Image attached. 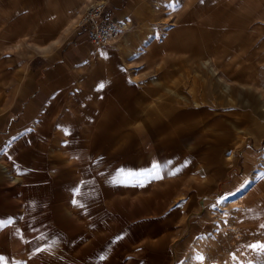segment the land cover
<instances>
[{
  "label": "rangeland",
  "instance_id": "1",
  "mask_svg": "<svg viewBox=\"0 0 264 264\" xmlns=\"http://www.w3.org/2000/svg\"><path fill=\"white\" fill-rule=\"evenodd\" d=\"M151 6L148 19L129 23L121 40L102 50L74 45L87 39L77 28L84 6L71 18L0 19V36L11 43L16 28L27 32L41 21V45L59 42L33 55L51 64L74 55L93 60L88 74L66 64L71 75L97 77L98 63L110 65L103 89L97 82L92 99L85 94L87 105L72 102L81 82L60 93L52 126L78 127L69 138V162L63 148L51 149L57 129L45 132L42 154L60 156L47 164L60 171V181L53 195L43 186L41 198L57 195L59 219L50 225L55 212H33L39 217L27 227V264H264V251L249 247L264 245V0H154ZM212 8L219 9L214 20ZM244 14L252 17L255 38L242 29ZM191 36L219 46L213 65L209 51L199 64L195 47H185ZM10 47L0 59L14 57ZM51 110L50 116L56 105ZM68 167L74 169L67 179ZM68 200L73 219H66ZM259 225L260 233L247 232ZM37 246L42 251L34 254ZM194 248L203 259L189 256Z\"/></svg>",
  "mask_w": 264,
  "mask_h": 264
},
{
  "label": "crops",
  "instance_id": "2",
  "mask_svg": "<svg viewBox=\"0 0 264 264\" xmlns=\"http://www.w3.org/2000/svg\"><path fill=\"white\" fill-rule=\"evenodd\" d=\"M31 1L34 4H31ZM88 1L91 0H0V3H8L3 4L5 6L0 9V19L33 18L34 20H41L43 18H71L74 15L76 17V13L82 6H84L82 7L83 11ZM98 1H104L107 4L103 18L104 23L120 21L126 23L127 26L129 23H140L143 22L144 18L148 19L151 5L154 2V0H93V2ZM250 6L252 8L251 2H249V8ZM218 12L219 9L212 8L209 14L210 20H214L215 16L219 15ZM79 16L80 14H78L77 19ZM251 18L249 14L242 16L243 24H246L242 29H247L248 37L252 39V36L255 38L256 34L248 25ZM245 19H248V22ZM36 24L37 21H35L34 29L28 28L27 32L24 29L16 28L13 32L15 37L12 43L9 40L3 41L4 37L0 36V50H4L5 46L11 45L10 49L16 52L13 58L0 59V93H2L3 98V100L0 99V256L4 258L3 261H0V264H19V262L26 261L27 227L33 225L30 220L39 217L37 213L33 212L52 210L55 212V217L51 220H54L55 223L52 222L50 225L58 224L59 217L56 213L59 210L57 195L53 201V197L43 200L41 194L43 186L51 189L49 190L50 195H53L52 189L57 193L60 171L58 169L53 170V166L47 164L59 163L60 156L57 154H42V146H44L42 142L48 136V134H45L47 130L52 132L57 129L56 135L50 133L51 149L55 150L61 147L64 149L63 156H67L68 151L74 147V143L69 138L78 127L74 123H68L69 125L57 123L55 127L52 126V118L59 108L60 93L64 91L67 83L81 82L82 89L77 92L78 97L72 102L76 103V100L80 98L79 101L87 105L89 101L86 103L84 98L89 96L90 92L92 99L94 87L97 85L103 86L107 82L106 77L110 72L108 70L110 65L106 62H100L97 65L99 67L97 77L91 75L80 77V75L67 73L65 65L68 64L67 67L74 66V68L82 69L85 74H88L91 64H93L90 57L87 60H82L73 54L74 57L67 59L65 64L60 63V61L51 64V61L49 62L47 58L33 55V50L47 52L59 42L53 40L49 44L41 45L42 23L39 21L38 25ZM204 28H209V26ZM7 31L5 28L2 34H6ZM27 36H30V38H27ZM80 39L83 42H77L74 45L79 50H88L89 44L91 45L90 41L84 36H81ZM191 40L193 42L189 39L181 42L185 44L188 50L195 47V52L199 54L198 62L202 60L203 51H209L207 57L213 59L211 61V65H213L220 53L219 46L215 43H213L214 45L210 42L204 43L202 39H196V36H191ZM181 42L175 41V43ZM167 52L163 50V54ZM253 55L247 56L249 61H253ZM6 60H10L11 64H4L8 62ZM75 62L78 64L75 65ZM259 63L261 64V62ZM205 64L210 63L206 62ZM250 67L249 64L248 68ZM211 70L216 76V72L212 68ZM87 81L89 82L86 86L84 83ZM95 83L97 85H93ZM55 105L56 110L50 116L49 111H52L51 107ZM29 129L32 131L29 132ZM62 135L66 138H61ZM59 138L61 139L59 140ZM137 145L138 143H135L136 149ZM29 147L31 148L28 149ZM68 157L63 159L69 162L71 158ZM73 169L68 167L66 172L63 171L67 175V179L70 178L69 175L73 176ZM53 174L56 176H53ZM65 175H61L62 178ZM81 188L84 192L87 185L85 184ZM79 198L84 204V198ZM73 200H76V197L73 196L71 201ZM65 206L66 219H73L75 212L70 207L69 200ZM40 219L39 221H43V217L40 216ZM17 260H19L18 263H16Z\"/></svg>",
  "mask_w": 264,
  "mask_h": 264
},
{
  "label": "built area",
  "instance_id": "3",
  "mask_svg": "<svg viewBox=\"0 0 264 264\" xmlns=\"http://www.w3.org/2000/svg\"><path fill=\"white\" fill-rule=\"evenodd\" d=\"M106 2H89L77 20V28L86 31V37L98 50L105 49L120 41L127 28L123 22L104 23Z\"/></svg>",
  "mask_w": 264,
  "mask_h": 264
},
{
  "label": "snow or ice",
  "instance_id": "4",
  "mask_svg": "<svg viewBox=\"0 0 264 264\" xmlns=\"http://www.w3.org/2000/svg\"><path fill=\"white\" fill-rule=\"evenodd\" d=\"M201 2H203V0H201ZM101 84H102V83H101ZM103 85H104V84H103ZM104 86H105V85H104ZM99 87H100V85H99ZM100 89L102 90L103 88L100 87ZM28 131L31 132L32 130L29 129ZM66 134H67V133H66ZM152 167H153V168H156V167H158V166L155 165V164H153ZM177 171H179V169H177ZM241 190H242V189H241ZM74 192H76V193L78 194L79 190H78V189H74ZM232 195H234V193H233V194H228L227 196H225V197H224V203H227V201H228L229 199H231ZM72 203L75 204L76 201L73 200ZM81 207H83V206L81 205ZM214 207H215V206H214ZM32 230H35V227H34V226L32 227ZM40 239H43V237H40ZM117 239H119V237H117ZM249 247H251L254 251H264V245H256V244H253V245H250ZM40 251H42V250L39 248V246H37V248L34 250V254H35V253H39ZM3 259H4V258H3L2 256H0V261H3ZM200 259H203V258L201 257ZM19 264H27V262H26V261H22V262H19Z\"/></svg>",
  "mask_w": 264,
  "mask_h": 264
},
{
  "label": "bare ground",
  "instance_id": "5",
  "mask_svg": "<svg viewBox=\"0 0 264 264\" xmlns=\"http://www.w3.org/2000/svg\"><path fill=\"white\" fill-rule=\"evenodd\" d=\"M262 226H256V228H248V227H246L247 228V232L248 233H253V234H255L256 232H261V230H262V228H261ZM244 235H246V234H244ZM206 241V240H205ZM253 241V240H252ZM211 243V242H210ZM212 244V243H211ZM196 247V246H195ZM201 250V249H200ZM200 250H198V251H200ZM202 252V251H201ZM256 252H260V251H256ZM201 254L199 253L198 254V252L197 251H195V248L192 250V252H191V255H189V256H195V258L197 257L198 259H199V257H202V256H200ZM204 256V255H203ZM194 258V257H193ZM203 258V257H202ZM242 258H244V257H242ZM242 258H240V259H242ZM204 262V261H203ZM232 263V262H231Z\"/></svg>",
  "mask_w": 264,
  "mask_h": 264
}]
</instances>
